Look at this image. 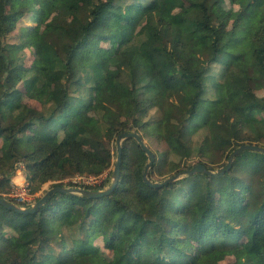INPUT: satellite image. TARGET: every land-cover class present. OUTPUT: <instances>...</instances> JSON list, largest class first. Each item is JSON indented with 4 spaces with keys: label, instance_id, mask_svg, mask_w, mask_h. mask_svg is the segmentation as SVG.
<instances>
[{
    "label": "trees",
    "instance_id": "obj_1",
    "mask_svg": "<svg viewBox=\"0 0 264 264\" xmlns=\"http://www.w3.org/2000/svg\"><path fill=\"white\" fill-rule=\"evenodd\" d=\"M229 2L238 11L225 38L228 18L212 24L220 0H57L48 19L46 8H31L19 42L9 44L2 39L30 2L0 0V186L21 160L34 193L54 179L99 175L110 153H87L89 142L106 151L103 140L137 130L163 140L164 125L176 146L150 149L154 182L192 167L173 157L217 155L220 168L240 145L264 147V0ZM37 42L40 54L27 66L25 49ZM107 42L118 45L115 55ZM112 64L118 71L109 78ZM230 83L251 99L237 113L227 105ZM53 85L62 88L59 100ZM17 93L27 102H13ZM153 110L155 122L144 121ZM121 147L119 181L107 196L55 193L32 214L0 205V264H215L218 252L233 257L226 264H264L263 153H239L222 175L151 188L140 146L130 138Z\"/></svg>",
    "mask_w": 264,
    "mask_h": 264
},
{
    "label": "rangeland",
    "instance_id": "obj_2",
    "mask_svg": "<svg viewBox=\"0 0 264 264\" xmlns=\"http://www.w3.org/2000/svg\"><path fill=\"white\" fill-rule=\"evenodd\" d=\"M22 1L24 0H15V3L18 4ZM28 1L30 2V6L24 10V12L26 11V17L24 16V19L17 24V27H16L17 29L15 30V32L9 34L5 39L4 38L2 39L3 42H7L9 44H17L19 42V38H18L19 28L27 24L28 22L27 16L31 8H46V13H45L46 19L52 17L57 11V0H28ZM187 9L188 7L186 6L183 9L176 10L175 13L180 14L184 10H187ZM237 11H238V7L236 5L231 4L229 0H220L219 5L217 6L216 10L213 13L212 24L214 26H217L222 18L224 17L228 18L225 28L221 31L222 38H225L230 28L232 19L237 14ZM30 18H32L33 20V15L32 16L30 15ZM68 20H69V23H74L73 18H69ZM38 28H41V27H38ZM35 36L37 37V34H35ZM103 47L109 50L111 56L115 55L118 51V45L112 42H107L103 44ZM25 51H26L25 62H26V65L28 66L30 62L34 58L38 57L40 54V47H39L38 42L34 46L28 49H25ZM18 56H22V53H20ZM117 71H118V68L115 65L113 64L110 65V68L108 71V77L109 78L113 77ZM61 92H62V88L60 86L53 85L51 87V94L55 100L60 99ZM11 100L15 103L27 102V99L23 95L18 94V93L12 94ZM250 102H251V99L248 96L243 94L234 83H230L229 94L227 97V105L230 109H232L234 113H237L240 109L248 106ZM158 117H159L158 112H156V110H153V111H149L143 120L144 121L148 120L149 122H152V121L155 122V119H157ZM261 117L264 119V113L261 115ZM252 127L255 128L254 125H252ZM170 131L171 130H170L169 125H164L162 129L163 140L157 139V141H156V137L151 138V136L148 133H144L141 130H137V133L142 136L144 144L147 145L151 150H153V152H155L156 155H159L160 152L167 150V144L171 146H176L175 141L172 138ZM245 134L249 136L248 129L245 130ZM200 138H201L200 136H195L194 140L199 141ZM116 139L117 137H114L110 142H106L105 140H103V143H105L104 148H106L105 149L106 151L99 149L93 141L89 142L84 147L87 153L94 154L97 157H106L107 150L109 151L110 155L108 157V161L110 163V166L107 170L103 171L101 174L99 175L76 174L69 178L54 179V180H51L45 183L42 186L41 190L36 191L34 193L31 191V185L29 181L30 173L25 166V162L21 160L14 165L12 177L13 179L16 177V180L10 182L8 187L0 186V197H3L9 200L10 202L17 204V202L14 200V198H12L11 195H13L14 192L17 190V186H21L23 185V183H28V190H29V196H30L29 198H31V201L28 202L29 203L28 206L29 205L31 206L34 203V200L38 196H42L44 191L48 190L50 186L54 184H60L61 186L70 187V188H83V187L96 188V187L102 186L106 182V180L109 178L108 184H106L104 187L105 189L111 182V177L108 174L109 172H112V169H113V166L116 160V155H117ZM124 141L125 140L121 142V145L124 144ZM6 151H7V145L5 144L4 141L0 140V155H5ZM215 156L216 157H214V160L212 161V160H206V158H203L199 154L193 153L190 157H184L182 159L179 157H173V160L179 163L180 167L182 168L191 167L199 162H206L209 166L213 168V171H216L219 169V166L224 162V158L217 157V155ZM18 171H20V174H17ZM154 179L156 180V182H159V181H162L164 178L160 176L158 177L155 176ZM242 198L243 200L246 198V193L242 195ZM216 200H217V203L219 204V211H223L220 197L217 196ZM26 205L27 204H25L24 207H26ZM103 254L106 256L108 260L114 261V256L112 252H109L103 249ZM232 260H233V257L228 252H218L216 254L215 264H226Z\"/></svg>",
    "mask_w": 264,
    "mask_h": 264
},
{
    "label": "water",
    "instance_id": "obj_3",
    "mask_svg": "<svg viewBox=\"0 0 264 264\" xmlns=\"http://www.w3.org/2000/svg\"><path fill=\"white\" fill-rule=\"evenodd\" d=\"M133 138L137 144L140 146L141 150L144 152V154L147 156V163L144 166V171H143V181L146 183L149 187L151 188H159L167 183L173 182L181 176H192L198 173H204L207 174L208 176H217V175H222L223 173L229 171L233 159L241 152L243 151H251V152H258V153H263L264 154V147L259 146V145H254V144H243L240 145L236 150H234L228 158L227 163L220 167L216 171H210L204 166L203 164H195L193 165L190 169L184 170L182 172H179L175 174L172 177L166 178L165 180L161 182H154L150 181L148 179V171L152 164L155 161V155L154 153L150 150V148L144 144L143 139L138 133L135 132H121L118 134L117 139H116V146H117V155H116V160L115 164L113 166L112 172H111V182L110 185L103 189V190H95V191H90L86 190L83 188H70V187H64V186H54L51 187L50 189L46 190L42 196L34 202L31 206L29 207H20L9 200L5 198L0 197V205L7 210L14 211L16 213L20 214H32L36 212L38 209H40L48 200V198L55 193H66V194H77V195H82L86 196L89 198H98L102 196H107L109 195L115 186L117 185L120 177V166H121V157H122V147H121V142L125 139H130Z\"/></svg>",
    "mask_w": 264,
    "mask_h": 264
},
{
    "label": "built area",
    "instance_id": "obj_4",
    "mask_svg": "<svg viewBox=\"0 0 264 264\" xmlns=\"http://www.w3.org/2000/svg\"><path fill=\"white\" fill-rule=\"evenodd\" d=\"M17 174H20V171H18ZM11 196L17 202L16 205L19 204L18 206L24 207L25 204H27L26 207L30 206V205L28 206V204H29L28 202L31 201V198H29L30 196H29V190H28V183H23V185L17 186V190ZM1 198H3V197H1Z\"/></svg>",
    "mask_w": 264,
    "mask_h": 264
},
{
    "label": "crops",
    "instance_id": "obj_5",
    "mask_svg": "<svg viewBox=\"0 0 264 264\" xmlns=\"http://www.w3.org/2000/svg\"><path fill=\"white\" fill-rule=\"evenodd\" d=\"M16 180V177L13 179V177L11 178V180H10V182H12V181H15Z\"/></svg>",
    "mask_w": 264,
    "mask_h": 264
}]
</instances>
